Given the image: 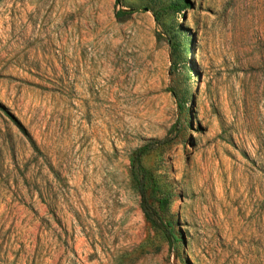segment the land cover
Instances as JSON below:
<instances>
[{
  "label": "rangeland",
  "instance_id": "1",
  "mask_svg": "<svg viewBox=\"0 0 264 264\" xmlns=\"http://www.w3.org/2000/svg\"><path fill=\"white\" fill-rule=\"evenodd\" d=\"M0 264H264V0H0Z\"/></svg>",
  "mask_w": 264,
  "mask_h": 264
},
{
  "label": "trees",
  "instance_id": "2",
  "mask_svg": "<svg viewBox=\"0 0 264 264\" xmlns=\"http://www.w3.org/2000/svg\"><path fill=\"white\" fill-rule=\"evenodd\" d=\"M116 3L119 4V0H116ZM186 5V1H182L181 4L177 5L178 8L174 9L181 11ZM133 11V9L120 8L115 12V18L121 19L129 16ZM164 11L162 9L153 12L156 24H159L160 16ZM170 92L175 96L172 90ZM161 144L162 142L159 141H149L132 152L130 156V178L140 198V209L145 221L154 229L162 231L168 242L178 245L182 240L174 235L173 223L166 220L164 216L168 210L170 197L168 194L160 192L153 176L141 165V159Z\"/></svg>",
  "mask_w": 264,
  "mask_h": 264
}]
</instances>
